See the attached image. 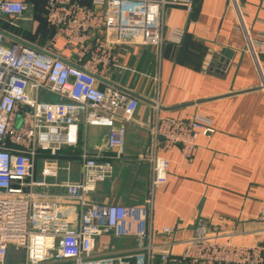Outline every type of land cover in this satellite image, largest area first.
Wrapping results in <instances>:
<instances>
[{"label":"crops","instance_id":"obj_1","mask_svg":"<svg viewBox=\"0 0 264 264\" xmlns=\"http://www.w3.org/2000/svg\"><path fill=\"white\" fill-rule=\"evenodd\" d=\"M21 1L26 8L12 22L0 15L5 44L19 42L79 64L92 56L96 40L103 39L114 61L95 65L97 87L112 86L138 101L132 119L123 123L121 158H115L107 146V127L85 124H80L76 146L63 147L54 156H39L35 177L41 178L43 165L53 171L40 190L52 196L61 219L69 227L77 226L80 207L66 198V185L80 181L84 151L112 164L110 177L96 185L91 202L133 207L150 198L145 226L154 248L149 264H166L159 256L169 248L181 254L194 235L198 217L205 219L208 235L227 237L236 244L262 245L264 250L260 216L264 203V56L259 57L258 67L244 34L246 29L251 37L264 35V0H194L191 11L169 5L162 12L164 29H180L183 38L158 46L144 44L135 33L124 31L112 13L105 16L110 26L88 31L82 45L71 44L47 23L44 0ZM76 1L97 16L104 13V7L92 0ZM225 51L231 55L224 57ZM42 99L57 97L42 93ZM154 105L162 115L206 116L214 132L197 136L189 159L177 147L161 151L169 161L167 181L150 195L147 125ZM116 115L121 117L122 110ZM163 227H170L171 232L164 234ZM146 243L136 236L110 232L96 238L94 254L134 262Z\"/></svg>","mask_w":264,"mask_h":264},{"label":"built area","instance_id":"obj_2","mask_svg":"<svg viewBox=\"0 0 264 264\" xmlns=\"http://www.w3.org/2000/svg\"><path fill=\"white\" fill-rule=\"evenodd\" d=\"M46 21L67 37L71 44L82 45L88 31L110 26L105 16L116 15L124 31L133 32L144 44L179 43L183 31H165L162 12L169 5L192 9L194 0H92L104 7L101 16L76 0H44ZM26 8L21 0H0V15L11 22ZM107 14V15H106ZM241 19V13L238 10ZM104 15V16H103ZM136 15H138L136 17ZM134 17V18H133ZM247 47L258 65L264 56V35L251 37L244 31ZM114 61L106 51V42L98 38L92 56L79 64H69L58 56L19 42L5 44L0 32V264H7L10 249L23 254L20 264H149L153 248L147 229V207H129L116 203L91 202L90 196L99 182L112 173L109 160H98L82 151L81 178L66 185V198L79 207L77 226L72 228L61 219L57 203L40 189L53 171L43 165L41 178L35 177L36 164L43 153L54 156L63 147L78 142L80 124L109 129L108 148L121 158L125 128L138 107L135 98L107 86L100 89L94 76L95 65ZM42 93L57 99H42ZM122 110L121 117L116 115ZM150 163L149 194L167 181L168 159L161 155L177 147L184 159L195 150L200 133L214 132L211 119L199 113L188 118L159 113L154 105L147 125ZM264 219V203L261 206ZM114 233L136 236L147 241L134 262L94 254L97 237ZM162 232L169 234L170 227ZM142 243V242H141ZM166 264H264L262 245L236 244L229 238L207 234L206 221L198 217L194 235L185 250L176 255L171 248L160 254Z\"/></svg>","mask_w":264,"mask_h":264},{"label":"rangeland","instance_id":"obj_3","mask_svg":"<svg viewBox=\"0 0 264 264\" xmlns=\"http://www.w3.org/2000/svg\"><path fill=\"white\" fill-rule=\"evenodd\" d=\"M22 260H23V254L19 252L18 253L14 252L13 249L11 248L7 257V261H6L7 264H20ZM44 264H53V263L46 262ZM65 264H69V263H65Z\"/></svg>","mask_w":264,"mask_h":264},{"label":"water","instance_id":"obj_4","mask_svg":"<svg viewBox=\"0 0 264 264\" xmlns=\"http://www.w3.org/2000/svg\"><path fill=\"white\" fill-rule=\"evenodd\" d=\"M230 55H231L230 51H225L224 52V57H229ZM221 60H223V59H221Z\"/></svg>","mask_w":264,"mask_h":264}]
</instances>
